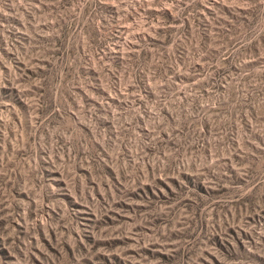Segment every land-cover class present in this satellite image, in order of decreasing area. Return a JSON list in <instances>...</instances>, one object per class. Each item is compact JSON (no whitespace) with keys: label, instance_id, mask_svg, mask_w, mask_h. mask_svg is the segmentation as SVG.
I'll use <instances>...</instances> for the list:
<instances>
[{"label":"rangeland","instance_id":"obj_1","mask_svg":"<svg viewBox=\"0 0 264 264\" xmlns=\"http://www.w3.org/2000/svg\"><path fill=\"white\" fill-rule=\"evenodd\" d=\"M0 264H264V0H0Z\"/></svg>","mask_w":264,"mask_h":264}]
</instances>
